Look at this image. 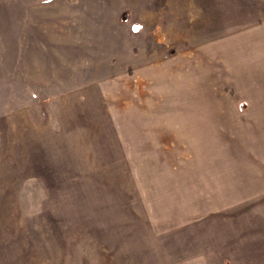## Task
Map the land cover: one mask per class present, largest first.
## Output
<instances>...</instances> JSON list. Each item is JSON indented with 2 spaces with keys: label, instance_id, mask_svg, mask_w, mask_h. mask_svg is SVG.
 I'll list each match as a JSON object with an SVG mask.
<instances>
[{
  "label": "rangeland",
  "instance_id": "rangeland-1",
  "mask_svg": "<svg viewBox=\"0 0 264 264\" xmlns=\"http://www.w3.org/2000/svg\"><path fill=\"white\" fill-rule=\"evenodd\" d=\"M258 24L264 0H0V264H186L202 102L246 81L211 53Z\"/></svg>",
  "mask_w": 264,
  "mask_h": 264
},
{
  "label": "crops",
  "instance_id": "crops-1",
  "mask_svg": "<svg viewBox=\"0 0 264 264\" xmlns=\"http://www.w3.org/2000/svg\"><path fill=\"white\" fill-rule=\"evenodd\" d=\"M262 27L228 36L211 53L219 58L217 68L227 73L230 65H238L246 81L236 89L239 99L212 97L202 102L207 109L201 116L212 129L204 138V161L198 156L195 164L194 191L188 192L187 203L193 208H187L186 215L192 217L191 224L179 238L186 264H264Z\"/></svg>",
  "mask_w": 264,
  "mask_h": 264
},
{
  "label": "snow or ice",
  "instance_id": "snow-or-ice-1",
  "mask_svg": "<svg viewBox=\"0 0 264 264\" xmlns=\"http://www.w3.org/2000/svg\"><path fill=\"white\" fill-rule=\"evenodd\" d=\"M133 30H134V31H138L139 29H138V28H134Z\"/></svg>",
  "mask_w": 264,
  "mask_h": 264
}]
</instances>
